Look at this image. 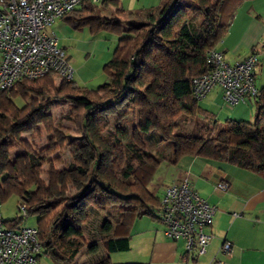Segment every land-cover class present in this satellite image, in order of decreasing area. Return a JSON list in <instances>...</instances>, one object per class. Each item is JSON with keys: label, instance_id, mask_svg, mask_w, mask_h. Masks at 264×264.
Instances as JSON below:
<instances>
[{"label": "trees", "instance_id": "1", "mask_svg": "<svg viewBox=\"0 0 264 264\" xmlns=\"http://www.w3.org/2000/svg\"><path fill=\"white\" fill-rule=\"evenodd\" d=\"M182 1L161 0L157 8L140 12L144 19L126 24L100 14L103 9L99 5L110 3L118 13L125 11L120 0L100 4L84 0L74 11L89 13L87 17L62 18L76 29L89 25L93 32L109 29L128 35L105 64L109 82L95 90L69 89L73 81L65 79L59 85L62 97L71 99L77 111L75 126L89 147V169L88 164L75 161L68 171L51 166L45 182L43 151L24 140L23 154L11 158V148L6 143L0 145V175L4 174L1 201L18 194L23 198L19 209L25 202L27 216L38 215L41 251L54 262L76 264L82 250L91 248L98 254L89 264H147L113 262L109 254L131 248L136 219L142 215L161 219L157 215L161 212L160 196L151 190L150 183L163 161L177 164L182 157L193 155L264 174V87L255 97L254 120L227 118L222 126L213 112L200 105L192 89L193 78L211 71L207 52L224 38L235 11L245 0ZM190 5L202 16L198 25L188 10ZM55 76L51 73L42 79L25 80L0 91V137L6 130V110L10 107L18 111V134L47 120L53 100H45L43 95L51 94ZM15 96L23 100L21 105ZM121 104L125 110L108 130L105 112ZM130 112L133 120L127 118ZM187 121H193V127L185 132L182 124ZM164 141L172 143L166 155L156 154L157 147L149 146ZM77 172H85L87 181L79 192L67 194V185ZM23 218L3 221L18 227Z\"/></svg>", "mask_w": 264, "mask_h": 264}, {"label": "built area", "instance_id": "2", "mask_svg": "<svg viewBox=\"0 0 264 264\" xmlns=\"http://www.w3.org/2000/svg\"><path fill=\"white\" fill-rule=\"evenodd\" d=\"M84 0H0V91L10 90L25 80L42 79L55 73L66 81L74 80L75 70L57 34L47 28L73 12ZM100 4L104 0H88ZM211 71L192 80L194 97L201 101L219 87L224 102L234 106L259 95L255 68L258 55L230 64L217 49L207 52ZM217 187L228 190L222 180ZM0 197V264H33L41 251L36 226L10 227L3 221ZM161 222L164 233L173 241H184L185 252L207 256L212 239L207 229L217 208L195 192L188 177L169 184L160 196ZM23 216L27 205L21 204ZM233 242L224 239L220 251L231 256ZM209 264H225L215 256Z\"/></svg>", "mask_w": 264, "mask_h": 264}, {"label": "crops", "instance_id": "3", "mask_svg": "<svg viewBox=\"0 0 264 264\" xmlns=\"http://www.w3.org/2000/svg\"><path fill=\"white\" fill-rule=\"evenodd\" d=\"M215 49L221 51L230 64L243 61L250 54L256 53L259 62L254 72L256 87L260 91L264 87V0L243 1L230 21L228 32ZM1 56L0 53V59ZM203 100L208 104V110L209 105L213 108V104H226L219 87L214 88ZM246 102L241 103L248 105ZM247 105L238 109L228 106L226 119L251 120L246 111ZM163 162L165 166H162ZM163 162L158 169L157 182L154 183L161 189V195L167 185L179 183L188 177L192 189L217 208L212 224L207 229L212 239L202 264H209L211 256L223 260L225 264H264V174L193 155L182 157L177 164ZM222 180L230 183L228 190L217 187ZM133 229L135 233L131 238L132 247L127 250L129 254L114 256L119 251L111 252L113 262L199 263L197 256L185 252L183 240L175 242L167 238L164 224L163 229L152 222L138 228L134 224ZM224 239L233 242L231 256L220 251ZM193 258L197 259L196 262Z\"/></svg>", "mask_w": 264, "mask_h": 264}, {"label": "rangeland", "instance_id": "4", "mask_svg": "<svg viewBox=\"0 0 264 264\" xmlns=\"http://www.w3.org/2000/svg\"><path fill=\"white\" fill-rule=\"evenodd\" d=\"M120 6L125 11L118 13L116 6L112 3L108 5H99L101 10L100 14L108 17H114L116 21H120L124 24L131 20L144 19L143 14L140 12L146 9L157 8L161 0H120ZM182 3H186L185 0ZM80 7L77 6L76 9ZM189 12L191 15H195V22L197 25L201 22V14L197 13L196 8L192 5L189 6ZM71 19L76 20L80 17H87L89 13H78L73 11L68 14ZM53 30L59 40L60 45L65 48L69 63L73 66L74 80L73 84L69 87L88 88L91 90L97 89L100 85L109 82L110 76L105 71V64L113 57L119 46L121 45L124 37L128 34H119L116 31L103 29L98 32H93L89 25H85L80 29L73 27L71 22L65 19L56 20L47 30ZM61 78L55 76V87L51 89L50 95H43L45 100H53L50 110L48 111V118L45 121L35 124L32 128L25 130L21 134L17 133L19 127V115L18 111L13 107L6 110V123L7 127L3 135L0 137L1 143H6L10 148V157L13 158L16 155L23 154V147L21 146L24 140H27L30 145L37 151H43L46 154V162L43 167L42 178L45 182L49 181L48 171L51 166H55L58 171H68L71 162L92 164V159L88 154L89 147L87 141L82 136L81 131L75 126V115L77 113L75 107L71 103V99L62 97L64 91L59 89ZM58 94V95H57ZM15 102L18 105L23 103L20 97L15 96ZM247 104L240 103V105L231 106L233 108L244 107L247 105L248 116L252 121L254 120L257 103L255 98L247 100ZM29 104H32V100L29 99ZM222 104V105H221ZM202 107L208 106L202 99L200 101ZM207 105V106H206ZM229 105L220 102L218 105L213 104V108L209 105V109L216 113V119L218 120V126H222L226 120L225 114ZM226 107V108H225ZM223 108V109H221ZM238 109V108H237ZM236 109V110H237ZM125 110V106L119 105L115 108L109 109L105 112V118L107 120L106 128L112 129L119 117V115ZM235 110V111H236ZM211 111V112H212ZM254 117L252 118V112ZM126 117V116H124ZM127 118L134 119V113L128 114ZM236 119V118H235ZM238 120H247L238 118ZM183 130L188 132L193 127V121H187L182 124ZM62 138V139H61ZM150 147H157L156 154L166 155L172 149V143L170 141H164L161 144L149 143ZM152 149V148H150ZM80 156V158H76ZM76 158V159H75ZM163 162L162 166H165ZM3 168L2 162H0V171ZM163 167L160 168L162 170ZM89 169V167H88ZM159 170L157 171L154 180L150 183L151 190L158 196L161 195V189L157 188L154 183L157 182ZM4 174L0 175V181ZM87 181V174L77 172L71 177V181L67 185V194H75L79 192ZM23 198L18 194H12L1 202V213L5 221L12 220L23 216V212L19 209L20 202ZM105 216H108L105 213ZM157 215L160 218L161 212L157 211ZM24 217V216H23ZM100 216H98L99 219ZM96 219V218H95ZM38 215H29L24 217L19 226H36ZM158 224V227L163 229V223L160 219H154L149 215H142L136 219L134 224L138 226H145L147 223ZM135 233L134 229L132 234ZM87 239V237H86ZM88 240V239H87ZM91 241V240H89ZM92 241H94L92 239ZM91 244V242H88ZM132 247V246H131ZM103 250V249H102ZM103 252V251H101ZM130 251H119L114 253V256L119 254H129ZM97 252H94L91 248H84L76 260V264H89L92 259L96 258ZM111 256V253L109 254ZM95 258H94V257ZM115 258V257H114ZM199 263L202 264L203 257H198ZM126 262L124 260H120ZM115 262V261H114ZM33 264H62L54 262L44 250L40 251L37 255V260Z\"/></svg>", "mask_w": 264, "mask_h": 264}]
</instances>
